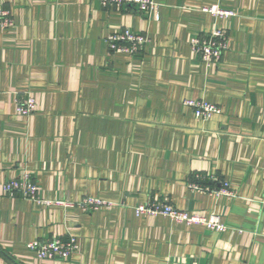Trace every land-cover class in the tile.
<instances>
[{
	"label": "crops",
	"instance_id": "obj_1",
	"mask_svg": "<svg viewBox=\"0 0 264 264\" xmlns=\"http://www.w3.org/2000/svg\"><path fill=\"white\" fill-rule=\"evenodd\" d=\"M157 12L101 0H0V264H264V0H155ZM232 10L219 18L203 8ZM122 28L149 38L139 54L112 52ZM214 28L218 62L190 40ZM37 110L22 116L19 100ZM185 100L217 105L204 120ZM28 173L37 203L5 194ZM227 182L232 196L195 190ZM110 209L84 211L85 197ZM164 199L220 215L224 232L138 215ZM76 237L67 260H38L35 239Z\"/></svg>",
	"mask_w": 264,
	"mask_h": 264
},
{
	"label": "built area",
	"instance_id": "obj_2",
	"mask_svg": "<svg viewBox=\"0 0 264 264\" xmlns=\"http://www.w3.org/2000/svg\"><path fill=\"white\" fill-rule=\"evenodd\" d=\"M101 2L103 6H114L116 8L133 6L144 13H156L158 9V3L155 0H101ZM203 10L219 18H229L235 14L232 10L224 9L219 5L203 8ZM14 25L15 22L10 11L0 5V30H7L14 27ZM106 41L108 48L112 52L139 54L148 43L149 38L144 32L134 31L130 28H122L111 32L107 36ZM190 43L193 52L208 64L218 62L222 53L229 47L226 31L219 28H214V30L203 36L191 38ZM185 104L193 108L196 117L204 120L209 119L213 114L221 112V109L217 105L206 101L185 100ZM36 110L37 101L32 95L19 100L16 104V112L22 116H29ZM191 187L195 190L213 192L218 195H233V191L227 182L221 183L218 189L205 187L200 184H191ZM3 192L9 195L19 193L21 196L39 204L50 203L40 198V187L31 179L28 173L11 178L5 182ZM78 205L84 211L110 209L114 206L113 202L91 196L85 197ZM135 209L138 215H163L178 223L204 225L208 229L217 232H224L230 227L227 222L222 221L218 214L189 213L175 207L167 198L151 199L146 203L140 204ZM27 247L34 252L35 258L38 260H67L80 250V243L74 236L67 239L55 236L53 238L32 240L28 242Z\"/></svg>",
	"mask_w": 264,
	"mask_h": 264
}]
</instances>
